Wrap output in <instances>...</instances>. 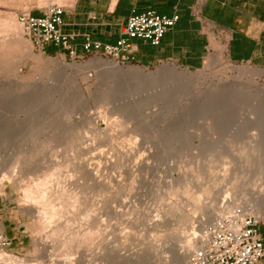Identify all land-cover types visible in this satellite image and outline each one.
Listing matches in <instances>:
<instances>
[{
  "label": "rangeland",
  "instance_id": "obj_1",
  "mask_svg": "<svg viewBox=\"0 0 264 264\" xmlns=\"http://www.w3.org/2000/svg\"><path fill=\"white\" fill-rule=\"evenodd\" d=\"M72 1L0 0V244L6 241L0 253L9 264H19L10 262L12 257L23 264H62L66 258L76 259L73 264H172L181 246L178 228H185L181 217L194 221L183 235L186 241L192 227L197 233L210 224L198 222L204 219L199 209L209 203L206 190L212 180L233 170L264 194V148L252 151L255 144L241 136L249 131L251 109L221 101L204 105L190 98H150L161 90L162 80L154 88L149 79L140 84L119 75L115 80L106 63L89 62L100 56L48 55L36 49L24 37L18 16L41 15L50 5ZM127 62L120 63L124 69L138 66L146 74L166 65L209 79L227 69L229 75L264 80L252 75L264 69L228 62L222 47L210 50L197 70ZM45 179L52 189L66 190L50 203L63 210L54 226L24 207L26 189L36 190ZM226 186L228 199L223 204L222 194L218 206L234 199ZM240 207L230 214L241 210L257 217ZM52 226L56 234H48L54 236H47L50 246L39 248L37 232ZM71 237L79 240L72 244Z\"/></svg>",
  "mask_w": 264,
  "mask_h": 264
},
{
  "label": "crops",
  "instance_id": "obj_2",
  "mask_svg": "<svg viewBox=\"0 0 264 264\" xmlns=\"http://www.w3.org/2000/svg\"><path fill=\"white\" fill-rule=\"evenodd\" d=\"M73 0L63 6L61 32L72 36L70 44L83 54L85 36L103 45H116L121 28L131 14L153 11L178 16L175 26L158 46L128 40V60L143 67L167 62L197 70L209 51L222 47L230 63H246L264 69V0ZM40 16V15H35ZM56 54L53 45L44 47ZM67 51H64L66 53ZM47 54V53H46ZM264 247V220L258 226Z\"/></svg>",
  "mask_w": 264,
  "mask_h": 264
},
{
  "label": "bare ground",
  "instance_id": "obj_3",
  "mask_svg": "<svg viewBox=\"0 0 264 264\" xmlns=\"http://www.w3.org/2000/svg\"><path fill=\"white\" fill-rule=\"evenodd\" d=\"M114 3H115V0H113L112 4H114ZM213 61L215 62V60H211V62H213ZM89 62L90 63L91 62L106 63L108 66V71H110V73L113 74L115 80H116V77H118L119 75H125L129 79L128 80L129 82L132 80H136L140 84L144 83L146 81V79L147 80L149 79L150 80L149 83H151V85H153V86H151L153 88H154V86L156 87V85L158 87H160L159 86L160 84L158 82L161 83V80H162L163 83H162L161 88H160L161 90L158 91L156 88L155 91H157V92H152V95L148 96L150 98H175V99H179V100L183 99V98H188V99L190 98L192 100L202 101L204 103V105L212 104L214 101L215 102L221 101L224 103L227 102L230 104V106L246 104L251 109V111H250V113L246 119V123H247L246 127L249 126L248 127L249 131H247V133L243 132L242 133L243 135H241V136L244 140H246V141L248 140L249 144L250 143L255 144V147L252 148V151L264 148V80H263V83L261 84L260 82L253 80L252 77L247 76L246 73H243V74L241 73L238 76L229 75L227 73L228 72L227 69L223 74L215 75V76L212 75L213 78L209 79L207 77H202L200 75L196 76V75H194L192 73H188V72H182V71L179 72V71H177L178 70L177 68H175V67L171 68V67L166 66V65L161 67V69L157 70L154 73H149V74L147 73L146 74L138 66H132V67H128L127 69H124L123 67L125 65L124 66L121 65L117 61H109V62L104 61L101 57H95L94 60H90ZM125 64L128 65V63H125ZM60 66L65 67L64 64H60ZM252 75H254L258 78L264 77L263 72H258V73L252 72ZM139 80H141V81H139ZM139 86H141V85H139ZM112 89L113 88L108 89L109 92L115 91ZM119 90L120 89L118 88V90H116V91L118 92ZM149 90L151 91V89H149ZM121 91H119L118 94ZM89 180H90V178H89ZM50 182H51L50 180L48 181L47 179H45L44 181L42 180L40 182V184L38 185L36 190H32L30 188L26 189V191H25L26 196L25 197H26V199L28 197V202L25 203L26 205L24 207L29 208L30 211L32 210L31 213L34 212V213L38 214L39 219L41 218L39 216L42 215L43 218H41V219L43 221H44V219H47L46 221H48V222L50 221V225H51L55 221L59 222V220L61 219V218L59 219V217L61 216L60 213L63 214V210L62 211L61 210L56 211L57 209L54 208V205L50 206V203L51 202L54 203V200H56V199L58 200V198H61L60 195L65 193L66 190L62 189V187H61V190L60 189L58 190V188H56L57 190H55L53 188L55 190L54 191L52 189V187L50 186ZM226 185H228L230 187L229 192H231L234 199H232V201H230V203H228V205H226V206L225 205L218 206L219 205V199L221 198L222 194H226V196L223 199L224 200L223 204L228 199V189L226 188L227 187ZM223 189H224V191H223ZM206 194H207V198L210 200L206 206H202L199 209L201 212H203L201 215L204 217V219H202V217H201V221L198 222L199 226H202V224H204L205 222L211 223V222L215 221L217 218L223 217L226 213H228V215H229L231 210H233V209L236 210L237 206L239 208V205L241 206L240 208H243L242 209L243 212L246 211V212H249L250 214H255V215H257V218L260 217L259 216L260 212H264V194L261 193V190L258 191V189H255L254 187H252L251 183L240 181L238 179L237 174L234 173L233 170H226L220 176V178H218V180L217 179L212 180L211 185H209L207 187ZM62 197H63V195H62ZM47 198L50 200L49 202L47 201ZM197 200H198L197 198L193 199L194 202ZM46 201L48 203H46ZM237 201H238V204L237 203L235 204L234 202H237ZM22 204L24 205L23 202H22ZM43 206H45V209L47 206H50L49 211L47 210L48 207L45 210ZM41 207H43V208H41ZM72 207L73 206H71V208ZM58 212H60V213H58ZM180 220H181L180 225L185 226V228H178L177 235L180 234V236L182 238L184 234L186 235L185 231L188 228V226L190 224L193 225L194 221L192 222L191 216L187 215V214L182 216ZM43 221H41L40 224ZM44 225L45 224L42 225L43 226L42 228H44ZM50 225H48V227ZM55 225H57V224H55ZM53 226H54V224H53ZM52 227H50L49 231H46V230H48V229H46L44 233H41V232H43V230L41 231V229H40V232H37L39 234V236H38V240L36 241L35 244L37 246H39V248L46 249L48 246H50V245L47 246V244H49V243H47L48 241L46 239H47V236H48V239L49 238L53 239L54 236L51 237L53 235L52 234L53 231L56 234V232H55L56 229H54L55 227H53V228ZM57 231H59V230H57ZM195 231H196L195 227H192V234H190V235H192V238L187 240V241L184 238L187 236H184L182 239L179 238L178 242L181 244V246L178 248L177 252L175 253V257H174L172 264H185V263H187L189 254L196 247L195 242H191L192 240L195 241V237H196ZM48 234H50L51 236H49ZM176 238H178V237H176ZM71 239H72V237H71ZM74 239L71 240L72 244H74L73 243ZM82 239H84V237ZM90 239L92 240V238H90ZM78 240L79 239H77V241ZM75 241H76V239H75ZM84 241H85V239H84ZM66 242H68V241H66ZM184 242H186V243H184ZM70 243H69V245H70ZM78 243H77V246H78ZM86 244H88V243H86ZM66 245H67V243H66ZM72 247H73V245H71V248ZM65 248L68 249V245H67V247L65 246ZM73 248L76 249V247H73ZM41 250L44 252L43 249H41ZM69 250H72V249H69ZM5 255L0 253V260L3 259V261H4V258L6 259V256H7V255L6 256ZM50 257L51 256L48 257L49 260H50ZM9 259L10 258L6 259L7 264H9V262H8ZM75 260H72L71 258L67 260V258H66V259H64V263H62V264H73V262ZM3 261H0V263ZM12 261L19 263V264L22 262L24 263V261L17 260V258L13 259V257H12V260L10 262H12ZM41 262H42V260H41ZM54 262L52 260L51 263L55 264L56 262L55 263ZM76 263H77V261H76ZM4 264H6V263L4 262ZM13 264H15V263H13ZM31 264H33V263H31ZM42 264H48V263H42Z\"/></svg>",
  "mask_w": 264,
  "mask_h": 264
},
{
  "label": "built area",
  "instance_id": "obj_4",
  "mask_svg": "<svg viewBox=\"0 0 264 264\" xmlns=\"http://www.w3.org/2000/svg\"><path fill=\"white\" fill-rule=\"evenodd\" d=\"M64 8L50 5L40 16L22 13L18 23L24 37L39 51L47 45L75 54L70 41L72 36L61 32ZM178 21V16H159L153 11L131 14L121 28V38L116 45H103L84 37L81 45L85 54L111 57L119 63H128V40L137 39L158 46L164 35ZM225 215L198 230L195 249L189 254L187 264H261L264 260L262 238L258 226L263 220L243 213ZM6 241L0 244V250ZM9 245V244H8Z\"/></svg>",
  "mask_w": 264,
  "mask_h": 264
},
{
  "label": "trees",
  "instance_id": "obj_5",
  "mask_svg": "<svg viewBox=\"0 0 264 264\" xmlns=\"http://www.w3.org/2000/svg\"><path fill=\"white\" fill-rule=\"evenodd\" d=\"M46 53H47L48 55H54V52L51 51V50L46 51Z\"/></svg>",
  "mask_w": 264,
  "mask_h": 264
}]
</instances>
